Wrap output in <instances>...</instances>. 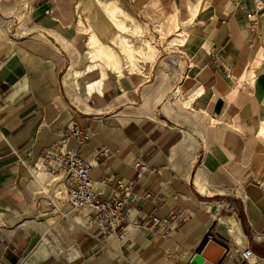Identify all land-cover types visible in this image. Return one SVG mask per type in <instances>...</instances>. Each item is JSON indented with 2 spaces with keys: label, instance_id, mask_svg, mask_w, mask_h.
I'll return each instance as SVG.
<instances>
[{
  "label": "crops",
  "instance_id": "1",
  "mask_svg": "<svg viewBox=\"0 0 264 264\" xmlns=\"http://www.w3.org/2000/svg\"><path fill=\"white\" fill-rule=\"evenodd\" d=\"M15 1L1 0V12ZM26 1L28 20L0 29V264H192L211 240L226 249L220 264H252L247 248L264 263V8L253 0ZM173 17L186 34L167 65L177 59L181 69L131 72L133 50L123 46L132 52L123 60L115 31L126 20ZM101 46L121 71L96 70ZM71 125L88 138L68 147L94 164L97 186L110 176L134 183L125 231L103 242L90 210H54L45 197L64 188L38 170L41 157ZM151 215L161 224L174 217L173 230L146 225ZM52 228L59 256L43 242Z\"/></svg>",
  "mask_w": 264,
  "mask_h": 264
},
{
  "label": "built area",
  "instance_id": "2",
  "mask_svg": "<svg viewBox=\"0 0 264 264\" xmlns=\"http://www.w3.org/2000/svg\"><path fill=\"white\" fill-rule=\"evenodd\" d=\"M253 1L257 8H264V0ZM32 11L33 7L28 1L16 0L15 10L4 15L1 12L0 0V29L9 33L13 32L28 20ZM168 66L165 68L171 72H178L181 69V64L177 59L171 61ZM87 138L83 128L77 125L68 126L61 139L44 151L38 170L47 172L54 185L64 188L62 195L61 190L57 193L54 190V192L46 194V200H49L53 209L57 210L58 205L61 210L64 209L67 213L90 210L91 218L98 228V240L103 242L106 237L125 231L127 224L124 211L133 195L134 183H126L122 179L115 180L110 176L98 183L97 186L91 177L94 164L86 161L68 147L71 139L86 140ZM145 170L146 168L141 167V172ZM113 182L114 186L107 194V188ZM145 196L151 198L152 194L148 193ZM173 220L174 217H171L169 221L161 224V220L157 216L151 215L144 223L159 226L163 229V233L168 235L173 230L174 224L170 229L166 228ZM243 255L248 263L252 259L255 260L252 264H264L263 259L256 257L250 248H247Z\"/></svg>",
  "mask_w": 264,
  "mask_h": 264
},
{
  "label": "rangeland",
  "instance_id": "3",
  "mask_svg": "<svg viewBox=\"0 0 264 264\" xmlns=\"http://www.w3.org/2000/svg\"><path fill=\"white\" fill-rule=\"evenodd\" d=\"M120 17L124 19L123 14H121ZM133 23L136 25H134ZM133 23L129 20H126V30L120 31L117 29L115 31L114 37L112 38V41L115 45V48L113 49H115L116 52H118L121 56L123 55L125 59L129 58V54L132 53L130 51V48L133 50L132 59L129 61V63H127V66L129 65L132 70L131 72L150 73L155 67L159 69L167 67V61L172 57L177 56V46L182 44L181 40L184 39L183 37L186 34V31L184 29L181 30L180 20L177 17H173V19H167V21L163 20L162 22L158 23L147 22L141 25H139L137 22ZM158 29L160 31H157ZM150 45L152 47H150ZM123 46H128L130 48ZM124 48H126V50ZM109 49V54L113 56L115 62L109 61L110 58L109 60H107V62L105 57L107 54L105 53L104 58H102L103 60H105V62H99L100 66H98L97 68H103L106 69V71H110V69L121 71L123 62L120 61L116 53L114 54L111 51V48ZM114 55L116 56L114 57ZM123 56L122 58L124 60ZM174 60L175 59H172V61ZM57 217L58 215H51L45 217V219L47 221L50 219L56 221V219H58ZM75 217L76 216H72L71 219L73 220L75 219ZM49 233L50 234H47V236L44 237L43 242L48 244L47 246L53 252H55V255H58L57 253L59 252V242L57 241V237L54 235L55 229H50ZM120 237L121 235L118 236L117 240L120 239ZM42 247L44 246H41V248ZM35 254V258H38L37 260L43 259V253L40 251V249H38Z\"/></svg>",
  "mask_w": 264,
  "mask_h": 264
},
{
  "label": "water",
  "instance_id": "4",
  "mask_svg": "<svg viewBox=\"0 0 264 264\" xmlns=\"http://www.w3.org/2000/svg\"><path fill=\"white\" fill-rule=\"evenodd\" d=\"M225 252V247L211 240L192 261V264H220Z\"/></svg>",
  "mask_w": 264,
  "mask_h": 264
},
{
  "label": "bare ground",
  "instance_id": "5",
  "mask_svg": "<svg viewBox=\"0 0 264 264\" xmlns=\"http://www.w3.org/2000/svg\"><path fill=\"white\" fill-rule=\"evenodd\" d=\"M109 51H110L109 48L101 46L100 49H99L98 55H99L100 53H103V54L106 53V54H107V55L105 56V57H106V60H109V58H110L109 61L112 62V61H114L115 59L113 58L112 55L109 54ZM114 62H115V61H114ZM116 64H117V63H116ZM96 70H99V69L96 68ZM92 72H94V71L92 70ZM63 193H64V192H63ZM63 193H61V195H62Z\"/></svg>",
  "mask_w": 264,
  "mask_h": 264
}]
</instances>
